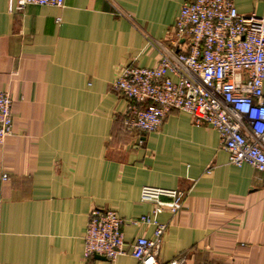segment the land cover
Here are the masks:
<instances>
[{"label":"crops","instance_id":"crops-1","mask_svg":"<svg viewBox=\"0 0 264 264\" xmlns=\"http://www.w3.org/2000/svg\"><path fill=\"white\" fill-rule=\"evenodd\" d=\"M186 1L65 0L11 12L0 0V90L14 114L0 142V264H138L130 252L85 258L84 237L94 208L127 220V242L152 237V226L128 222L153 209L140 199L144 185L186 193L176 215L158 216L168 224L160 263L185 254L186 264H264V172L231 164L219 133L183 110L154 132L123 128L130 100L113 83L127 65L158 63L156 42L169 44ZM233 1L264 14V0Z\"/></svg>","mask_w":264,"mask_h":264},{"label":"built area","instance_id":"built-area-1","mask_svg":"<svg viewBox=\"0 0 264 264\" xmlns=\"http://www.w3.org/2000/svg\"><path fill=\"white\" fill-rule=\"evenodd\" d=\"M64 2L10 0L9 11H23L31 4L61 7ZM156 46V65H127L113 83L130 100L124 130L157 131L172 109L183 110L195 124L219 133L231 164H249L264 172V14H242L233 0H189L182 5L169 44L158 41ZM13 128V99L0 90V142ZM185 198L180 189L144 185L140 199L153 203V209L128 222L152 226L153 236L130 243L123 228L126 219L114 209L94 208L84 237L85 258L99 255L115 261L130 252L138 264H162L159 253L168 224L158 216L165 211L176 215ZM186 263L187 256L181 254L165 264Z\"/></svg>","mask_w":264,"mask_h":264},{"label":"water","instance_id":"water-1","mask_svg":"<svg viewBox=\"0 0 264 264\" xmlns=\"http://www.w3.org/2000/svg\"><path fill=\"white\" fill-rule=\"evenodd\" d=\"M101 257H105V256H101Z\"/></svg>","mask_w":264,"mask_h":264}]
</instances>
